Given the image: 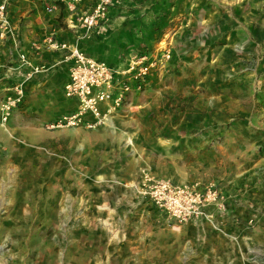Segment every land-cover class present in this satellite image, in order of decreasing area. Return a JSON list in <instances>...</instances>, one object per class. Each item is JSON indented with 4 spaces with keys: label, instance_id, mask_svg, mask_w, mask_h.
I'll list each match as a JSON object with an SVG mask.
<instances>
[{
    "label": "rangeland",
    "instance_id": "obj_1",
    "mask_svg": "<svg viewBox=\"0 0 264 264\" xmlns=\"http://www.w3.org/2000/svg\"><path fill=\"white\" fill-rule=\"evenodd\" d=\"M224 1L213 27L164 0L132 2L136 48L167 37L173 53L111 126L91 129L44 126L57 112L35 88L60 77L37 86L57 67L30 59L48 46L31 45L21 65L22 53L6 54L16 29L0 28V102L15 85L23 92L0 117V264H264V0L229 16L240 1ZM44 2L66 26L58 0ZM143 167L175 183L215 182L229 217L167 218L129 186Z\"/></svg>",
    "mask_w": 264,
    "mask_h": 264
},
{
    "label": "built area",
    "instance_id": "obj_2",
    "mask_svg": "<svg viewBox=\"0 0 264 264\" xmlns=\"http://www.w3.org/2000/svg\"><path fill=\"white\" fill-rule=\"evenodd\" d=\"M58 1L62 3V10L67 12L66 26L80 28L85 32L99 26L115 5V0ZM55 8V4H49L47 10ZM0 28L1 35H12L7 0H0ZM40 45L66 51L63 59L69 63V67L63 94L78 102L70 112L47 119L44 122L47 129H91L105 124L123 105L131 104L139 94L146 91L153 74L161 72L173 53L172 40L167 37L159 40L154 47L134 51L116 65L89 56L78 47L59 42L54 33L45 37ZM40 45L33 44L35 49H39ZM19 60L21 65L28 64L24 53L20 54ZM22 101V89L15 85L0 102L1 120L7 121ZM130 185L167 218L179 223L197 218L211 219L208 207L225 211V195L213 181L175 183L143 167Z\"/></svg>",
    "mask_w": 264,
    "mask_h": 264
},
{
    "label": "crops",
    "instance_id": "obj_3",
    "mask_svg": "<svg viewBox=\"0 0 264 264\" xmlns=\"http://www.w3.org/2000/svg\"><path fill=\"white\" fill-rule=\"evenodd\" d=\"M134 1L139 0H115V5L108 12L105 20L99 26L92 28L91 31L85 32L80 28L74 29L68 28L67 26L58 27L54 25L55 22L53 21L51 15L43 10V4H45L44 0H11L9 3L10 22L16 29L18 36L16 39H7L6 54L11 55L16 52V54L28 53L30 56L31 45L34 43H38L40 45L49 33H54L55 38L59 42H65L70 47H78L86 54L96 59L104 60L114 65L119 64L126 56L140 48H136L139 39L137 36V29L139 28L140 23L133 19H129V17L137 14V11H132L128 7L132 5V2ZM173 1L176 2L175 5ZM224 2L227 5H234V3L238 2L237 7H233L231 11L227 10L229 12V14L226 12L228 16L232 15L235 9H238L240 13L247 11V15L251 13V0H225ZM178 3L180 5H178ZM181 4H192L191 7H189H194V12L189 11V9L182 8ZM218 4H220V0H197L196 2L195 0H164L165 7L169 9L172 8L174 9L173 11L177 10L178 7V11L185 14L183 20L190 16L191 18H187L186 20L193 19L194 21L201 22L203 20L210 19L209 27H213L214 24L219 26L216 21L219 10ZM227 5L223 6L226 7ZM61 6L62 5L58 4L59 10L61 9L60 11L62 13V17L64 18V21H66L68 18L67 12L62 10ZM171 12L170 14L173 16V13ZM241 16L242 18L250 17L245 15ZM241 25L244 29L249 26L251 30L250 22L247 24L243 23ZM39 53L38 57H31L30 60L32 65L45 63L47 65H52V68H57L56 70H50L46 73H42L41 80L36 82L37 86L40 83L45 82L47 77L52 78L55 76L60 77L59 83L62 85L55 82L54 84H51L52 88L46 89L42 83L38 88H35L37 91L36 95L43 97L49 90V95L52 97V100L50 101L51 108L53 111L57 112L56 115H53L50 118L70 112L77 106L78 102L76 99L67 98L63 94V85L68 78L69 67V63L63 59L66 51L45 47ZM107 124L111 126L110 119L107 121ZM130 184L129 186L132 187ZM222 193L224 194L223 191ZM225 204V211L221 212L212 207H208L207 211L212 214V217L215 214L221 218L220 220H222L230 215L226 212L228 210L227 200L225 201ZM203 219L204 218H197L187 222L199 221Z\"/></svg>",
    "mask_w": 264,
    "mask_h": 264
},
{
    "label": "trees",
    "instance_id": "obj_4",
    "mask_svg": "<svg viewBox=\"0 0 264 264\" xmlns=\"http://www.w3.org/2000/svg\"><path fill=\"white\" fill-rule=\"evenodd\" d=\"M58 4L62 5V3L60 1L57 2Z\"/></svg>",
    "mask_w": 264,
    "mask_h": 264
}]
</instances>
